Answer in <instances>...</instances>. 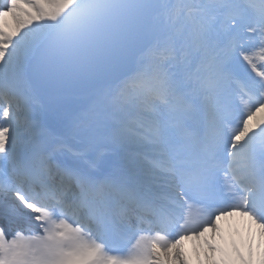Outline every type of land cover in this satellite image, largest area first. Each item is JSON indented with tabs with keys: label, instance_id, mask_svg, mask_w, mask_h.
I'll return each mask as SVG.
<instances>
[{
	"label": "snow or ice",
	"instance_id": "obj_1",
	"mask_svg": "<svg viewBox=\"0 0 264 264\" xmlns=\"http://www.w3.org/2000/svg\"><path fill=\"white\" fill-rule=\"evenodd\" d=\"M192 257L264 264V0H0V264Z\"/></svg>",
	"mask_w": 264,
	"mask_h": 264
},
{
	"label": "bare ground",
	"instance_id": "obj_2",
	"mask_svg": "<svg viewBox=\"0 0 264 264\" xmlns=\"http://www.w3.org/2000/svg\"><path fill=\"white\" fill-rule=\"evenodd\" d=\"M227 224L230 226V231H231L232 229H234L236 227L243 228L245 221L240 217H232V218H228L224 221H221V228H222L225 236H227L226 233L228 232ZM189 244H190L189 242H186V246L190 249L191 246H189ZM192 261L194 264L195 260L192 259Z\"/></svg>",
	"mask_w": 264,
	"mask_h": 264
},
{
	"label": "rangeland",
	"instance_id": "obj_3",
	"mask_svg": "<svg viewBox=\"0 0 264 264\" xmlns=\"http://www.w3.org/2000/svg\"><path fill=\"white\" fill-rule=\"evenodd\" d=\"M227 229H228V232L226 233V235L228 236V234L231 232L230 231V226L227 224ZM189 246H192V242L191 241H189ZM192 259H194L195 260V258L194 257H192Z\"/></svg>",
	"mask_w": 264,
	"mask_h": 264
}]
</instances>
